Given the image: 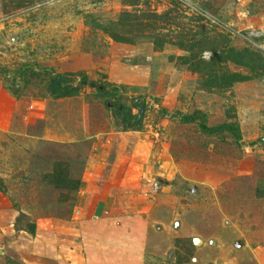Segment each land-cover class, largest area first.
Wrapping results in <instances>:
<instances>
[{
    "label": "rangeland",
    "instance_id": "1",
    "mask_svg": "<svg viewBox=\"0 0 264 264\" xmlns=\"http://www.w3.org/2000/svg\"><path fill=\"white\" fill-rule=\"evenodd\" d=\"M0 67V264H264V0H0Z\"/></svg>",
    "mask_w": 264,
    "mask_h": 264
},
{
    "label": "trees",
    "instance_id": "2",
    "mask_svg": "<svg viewBox=\"0 0 264 264\" xmlns=\"http://www.w3.org/2000/svg\"><path fill=\"white\" fill-rule=\"evenodd\" d=\"M0 73L6 75V70L0 67ZM50 75V80L47 84V93L55 99L67 98L76 96L80 93L83 87L89 86L96 90V96L100 98L106 109L112 113L115 125L129 130H141L144 114L150 107V102L145 96H138L130 100L129 105H126L125 99L126 89L119 84L109 83L105 81L90 82L86 76L81 75L77 80H73V75L66 73H55L53 70H46ZM8 78V77H6ZM10 86L16 84L15 77L8 79ZM136 110V113H134ZM174 117H178L183 123H196L201 132L206 135H214L222 132H238V129L232 125L224 124L215 127H209L204 121L201 113L181 114L174 112ZM15 227L18 230H23L26 233L35 236L36 225L29 222L23 214H19L15 219Z\"/></svg>",
    "mask_w": 264,
    "mask_h": 264
},
{
    "label": "crops",
    "instance_id": "3",
    "mask_svg": "<svg viewBox=\"0 0 264 264\" xmlns=\"http://www.w3.org/2000/svg\"><path fill=\"white\" fill-rule=\"evenodd\" d=\"M258 196L264 198V183H261L257 186Z\"/></svg>",
    "mask_w": 264,
    "mask_h": 264
},
{
    "label": "built area",
    "instance_id": "4",
    "mask_svg": "<svg viewBox=\"0 0 264 264\" xmlns=\"http://www.w3.org/2000/svg\"><path fill=\"white\" fill-rule=\"evenodd\" d=\"M158 188L159 187H158V185H157L156 182L151 183V185H150V191L152 192V194L155 193Z\"/></svg>",
    "mask_w": 264,
    "mask_h": 264
}]
</instances>
